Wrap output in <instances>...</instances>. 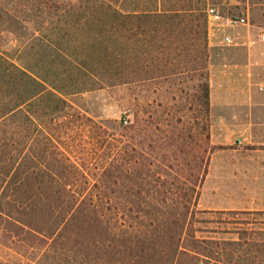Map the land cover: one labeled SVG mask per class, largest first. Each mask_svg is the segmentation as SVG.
<instances>
[{
    "label": "trees",
    "instance_id": "trees-1",
    "mask_svg": "<svg viewBox=\"0 0 264 264\" xmlns=\"http://www.w3.org/2000/svg\"><path fill=\"white\" fill-rule=\"evenodd\" d=\"M139 1L0 0V246L24 242L32 264H264V210L198 206L213 148L206 0ZM36 38L45 64L9 52ZM132 83L160 97L114 132L67 97Z\"/></svg>",
    "mask_w": 264,
    "mask_h": 264
},
{
    "label": "rangeland",
    "instance_id": "rangeland-1",
    "mask_svg": "<svg viewBox=\"0 0 264 264\" xmlns=\"http://www.w3.org/2000/svg\"><path fill=\"white\" fill-rule=\"evenodd\" d=\"M139 2H141L142 7L148 10L156 8L154 0ZM208 3L219 5L224 14L242 11H248L249 13L248 24L225 26L226 32L238 36L236 39L238 42L245 43L234 48L233 45L219 42L212 47V58H210L209 53L208 66L210 83L212 82V98L219 105V103L224 102L225 89L228 92L231 89L229 86L231 82H224V79L228 78L224 76L223 71L226 66L225 61L228 60L226 59L228 58L227 55L230 53L235 55L234 58L237 60L242 59L248 46L247 42L250 39L253 41L251 44L258 46L253 50V53L258 55V59L264 58V42L261 43L260 41V38L263 39L261 35L264 33V21L260 16L264 9V0H206L205 4ZM134 4H137L136 1ZM157 5L159 9L160 2ZM26 7L32 8V5ZM25 22L21 25L23 39H27L25 37L26 32L28 30L29 32L32 31L35 26L33 21ZM43 32L49 34L50 30L43 29ZM222 35L223 33H221L220 38ZM11 39L12 36L11 38L7 36V38L3 37L2 41L10 44ZM47 49L46 44L42 43V38H36L28 44L23 43V41L18 42V46L10 47L9 52L13 53L16 50L24 62L35 66L37 63L45 64L43 58L46 56ZM231 57L233 58V56ZM37 70L45 73L44 68L38 67ZM259 76L261 78H259L260 81L258 80L256 86L258 90L264 93L262 87L264 86V67L257 69V77ZM242 80L243 78L240 80L237 77L234 85L231 84L234 86V91L232 89V93H228L229 96H232L228 98V101L236 104L241 102L242 90L240 87ZM225 83L228 84L226 87L224 86ZM191 84L193 85L192 81L189 82L190 87H188V90L193 92ZM180 86L182 84L175 87ZM183 86L187 87L188 85L184 84ZM172 90L176 89L172 88ZM155 91L156 88L153 86L146 87L142 84L132 83L130 85H105L76 92L67 97L75 106L81 107L82 111L88 113L97 122L102 123L103 127L109 132H114L122 125L133 123L136 116L145 117L144 107H147V103L152 99L160 97ZM177 91L179 93V90ZM169 92L167 96L170 94ZM163 93L165 95V91ZM217 109L220 110L219 107ZM237 113L239 114V111ZM186 116L187 118L192 116V112L186 110ZM242 119L238 115L233 119L234 122H230L223 118L222 110L216 115H211L210 109L209 133L213 148L207 159V172L200 190L198 200L200 208L264 210V145L249 141V138L261 132L264 126L253 124L247 128L241 123ZM8 245L13 246V248L0 246L3 264H32V260L28 256L32 258L36 250L20 241L16 245Z\"/></svg>",
    "mask_w": 264,
    "mask_h": 264
},
{
    "label": "crops",
    "instance_id": "crops-1",
    "mask_svg": "<svg viewBox=\"0 0 264 264\" xmlns=\"http://www.w3.org/2000/svg\"><path fill=\"white\" fill-rule=\"evenodd\" d=\"M228 25L230 24L221 21H214L211 25H209L208 45L210 58L213 57L212 47L219 42H222V38L225 34H230L233 37V43L228 45H233L234 48L239 47L240 45H242V43H245L238 42L236 40L238 36L225 31V26ZM221 33H223V35L220 38ZM260 41L261 43L264 42V40L261 38ZM251 43H253V41L249 39V41L247 42L248 46L246 47V51L242 59L237 60L236 58H234L235 55H231L230 53L227 55L228 58L226 59L228 60L225 61L226 66L223 71L224 76L228 78L224 79V82H231L229 85L231 89L230 92L225 89L224 102L222 104L219 103L218 105L213 101L211 82V115H216L219 111L222 110L223 118L225 120H229L230 122H234L233 119L235 117H238L239 115V118H243L241 123L247 128L248 126L253 124L264 126V93L258 90V87L256 86L259 78H261V76L257 77V69L264 67V58L260 56L262 59H258V55L253 53V50L258 46H254ZM231 56H233V58ZM237 77H239L240 80L241 78H243V82L241 83L240 87L243 95L241 94V102L239 104L228 101V98L232 97L229 96L228 93L231 94L232 89L234 91V86H232L231 84L234 85ZM227 85L228 84L226 83L224 84L225 87ZM217 107H219V111ZM238 111L239 114L237 113ZM249 141H251L252 143L264 145V129L254 136H251L249 138Z\"/></svg>",
    "mask_w": 264,
    "mask_h": 264
},
{
    "label": "built area",
    "instance_id": "built-area-1",
    "mask_svg": "<svg viewBox=\"0 0 264 264\" xmlns=\"http://www.w3.org/2000/svg\"><path fill=\"white\" fill-rule=\"evenodd\" d=\"M207 21L208 27L214 21H221L228 23L230 25H239V24H248L249 23V13L248 11L244 12H233L230 14H224L219 5H213L208 3L207 7ZM261 37L264 39V33H262ZM233 37L230 34H225L222 38V42L226 44L233 43ZM264 88V86H262ZM240 141V140H239Z\"/></svg>",
    "mask_w": 264,
    "mask_h": 264
}]
</instances>
